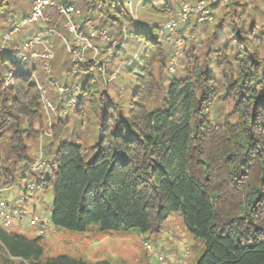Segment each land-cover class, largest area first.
<instances>
[{"label": "trees", "instance_id": "1", "mask_svg": "<svg viewBox=\"0 0 264 264\" xmlns=\"http://www.w3.org/2000/svg\"><path fill=\"white\" fill-rule=\"evenodd\" d=\"M131 1L79 0L82 20L91 17L119 42L126 35L116 48L124 66L105 86L90 52L73 62L59 36L51 74L42 59L14 61L45 27L70 33L48 7L49 21L1 49L14 16L32 0H0V183L24 180L51 190L57 228L97 224L155 237L179 212L187 231L204 240L197 264H264V0H207L217 19L197 22L193 15L182 25L206 38L203 46L199 35L188 38L173 77L167 71L175 47L159 38L181 0H136L138 21ZM39 83L59 111L75 96L66 116H54V138L45 146L55 170L31 169L38 126L47 124ZM0 264L115 263L50 256L42 234L0 225Z\"/></svg>", "mask_w": 264, "mask_h": 264}, {"label": "built area", "instance_id": "2", "mask_svg": "<svg viewBox=\"0 0 264 264\" xmlns=\"http://www.w3.org/2000/svg\"><path fill=\"white\" fill-rule=\"evenodd\" d=\"M48 7H54L60 14L63 15L65 21L64 26L69 31L72 41L60 33L58 27H45L40 32L28 37L22 48L13 55L12 59L19 64L26 63L29 58L42 59V67L44 71L51 74L53 69L52 60L55 57L53 38L62 36L68 52L71 55L72 61L75 63H82L87 58V53L90 52L92 61L97 65L98 71L102 74L104 80H112L116 72L108 75L109 67L116 54V48L124 47L126 35L122 42H119L107 30L99 28L91 17L86 19L81 18L82 11L79 0H32V9L28 16L22 17L18 24L10 31L6 32L3 37L2 48H4L9 41L14 38V34L26 26L28 22H38L40 20L49 21L50 15L46 13ZM130 8L135 17L132 1ZM169 18L165 22L160 34L159 41L165 40L175 47L174 54L170 59L169 71L175 72L180 58L185 49L186 33H182V25H184L190 17L195 15L197 22L215 20L216 10L208 6L207 0H197L193 3L187 0H181V5L177 10H169ZM135 20L138 19L135 17ZM37 45L42 46L39 51L36 49ZM14 70L9 71L4 77L5 84L13 83ZM75 72V69L73 70ZM59 92L64 93L65 87L59 85L54 81ZM41 102L46 114V126L38 127L40 130V140L36 151H34L31 169L39 171L44 169L55 170L58 165L51 164L46 158L43 137H51L53 135V119L54 115L57 117H64L69 111L71 104L75 102V96L68 97V106L62 110H58L56 104L48 94L47 88L39 83ZM18 184L4 185L0 183V225L12 229L15 225L21 229L24 225L23 221L29 219L31 226L43 224L42 219L30 211H35V207L30 204V197L28 195H20L16 198H10L6 192L13 190ZM33 187V185L31 184ZM40 234L45 233V228L41 227ZM145 246L147 255L156 264H169L167 257L162 249L160 250L152 240H146ZM188 247L186 246V249ZM177 264H188L186 260L180 261Z\"/></svg>", "mask_w": 264, "mask_h": 264}, {"label": "rangeland", "instance_id": "3", "mask_svg": "<svg viewBox=\"0 0 264 264\" xmlns=\"http://www.w3.org/2000/svg\"><path fill=\"white\" fill-rule=\"evenodd\" d=\"M187 1L192 3L189 0ZM132 5L135 12V17L138 20L141 19L142 12L139 3L134 0L132 1ZM31 9L32 3L26 2L24 9H21L20 13L14 16L16 23L12 28L18 24L22 17L28 16L31 12ZM218 13L219 11L216 10L215 21L217 19ZM59 18L64 23L65 19L62 14H59ZM192 18L197 21L195 16ZM46 22L47 21L44 20L33 23L28 22L25 27L14 34V38L20 41L22 40L23 35L41 27L42 24H45ZM1 24L2 22L0 21V26ZM181 32L188 34L185 41V48L189 40L188 38L194 37L196 35H199L196 41L200 42L201 46L204 45L206 33L203 32L201 34H191L188 32V30H185L184 27L182 28ZM61 34L67 37L70 42L73 40L71 35H65L62 32ZM59 38L63 40L62 36L60 35ZM36 49L40 50L42 49V46L37 45ZM119 53L120 51L115 54V57L113 58L109 67L110 70L108 71V75H110L111 72L116 68L118 69L119 67L124 66V61L121 60V58L119 59ZM178 67L179 63L177 65V68ZM114 72H117V70ZM167 73L170 75V77H173L175 72H170L168 69ZM110 82L111 80L107 82L105 81L104 85L107 86ZM59 85L61 84L59 83ZM117 90L118 89H108L107 93L110 94L114 99L119 98L126 101V99L123 97L122 91L117 92ZM43 138V147L45 151V146L54 137L52 135L51 137L49 136ZM40 139L41 138L39 135L38 141L33 147V155L34 151H36L38 148ZM17 184L18 185L12 191L9 190L6 192V194L10 198H16L25 194L28 195L30 197V204L35 207V211H30V215L35 213L44 222L42 225L39 224L37 226H31L29 219H25L23 221L24 225L20 230L31 236L39 234L41 227H44L45 233L42 235L46 245L47 255L52 256L60 253H68L72 256L84 258L90 262L110 260L115 264H156V262L151 260L149 255H147V249L145 246L146 240H152L160 250L162 249L169 264L173 260H177L176 257L181 261L186 260L188 264H197L205 250L204 240L202 238L194 237L190 232L187 231L179 212H174L172 214V216L166 222L167 226L165 230L160 232L155 237H150L148 234H141L136 228L105 231L101 230L97 224L91 225L86 231L57 228L53 224L51 218L52 203L54 199L53 192L51 190H46L45 188L33 189L31 184L24 180L19 181ZM170 227H173L174 229L172 230ZM186 246L188 247L187 249Z\"/></svg>", "mask_w": 264, "mask_h": 264}, {"label": "crops", "instance_id": "4", "mask_svg": "<svg viewBox=\"0 0 264 264\" xmlns=\"http://www.w3.org/2000/svg\"><path fill=\"white\" fill-rule=\"evenodd\" d=\"M18 225H15L12 229L14 230H18L19 228L17 227ZM170 229H174L173 227H170ZM177 260H173L172 262H170V264H177L179 263L181 260H179V258L176 257Z\"/></svg>", "mask_w": 264, "mask_h": 264}]
</instances>
